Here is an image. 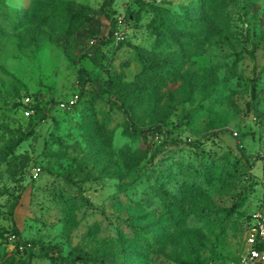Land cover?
<instances>
[{
    "label": "rangeland",
    "instance_id": "1",
    "mask_svg": "<svg viewBox=\"0 0 264 264\" xmlns=\"http://www.w3.org/2000/svg\"><path fill=\"white\" fill-rule=\"evenodd\" d=\"M6 3L0 264L237 260L264 184V0Z\"/></svg>",
    "mask_w": 264,
    "mask_h": 264
},
{
    "label": "built area",
    "instance_id": "2",
    "mask_svg": "<svg viewBox=\"0 0 264 264\" xmlns=\"http://www.w3.org/2000/svg\"><path fill=\"white\" fill-rule=\"evenodd\" d=\"M206 264H264V184L261 192V209L254 213V221L245 231L242 255L235 261L210 260Z\"/></svg>",
    "mask_w": 264,
    "mask_h": 264
},
{
    "label": "trees",
    "instance_id": "3",
    "mask_svg": "<svg viewBox=\"0 0 264 264\" xmlns=\"http://www.w3.org/2000/svg\"><path fill=\"white\" fill-rule=\"evenodd\" d=\"M9 11V6L6 3V0H0V16H6Z\"/></svg>",
    "mask_w": 264,
    "mask_h": 264
}]
</instances>
